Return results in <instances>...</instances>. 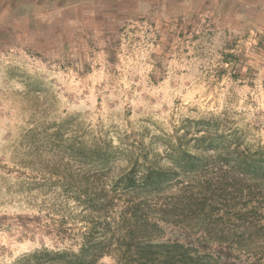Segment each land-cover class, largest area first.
Masks as SVG:
<instances>
[{
    "label": "rangeland",
    "instance_id": "1",
    "mask_svg": "<svg viewBox=\"0 0 264 264\" xmlns=\"http://www.w3.org/2000/svg\"><path fill=\"white\" fill-rule=\"evenodd\" d=\"M158 171L146 206L209 219L167 239L264 264V0H0V264H47L88 186L118 216Z\"/></svg>",
    "mask_w": 264,
    "mask_h": 264
},
{
    "label": "trees",
    "instance_id": "2",
    "mask_svg": "<svg viewBox=\"0 0 264 264\" xmlns=\"http://www.w3.org/2000/svg\"><path fill=\"white\" fill-rule=\"evenodd\" d=\"M162 174L158 171L155 176L148 173L140 180L130 176L121 180L119 187L123 195L120 194L119 199L123 198L126 205L118 216L107 213L114 195L110 196L111 192L105 189L101 194L91 191L88 186L81 198L90 212L87 215L89 226L82 241L72 246L76 249L64 245L55 250L43 249L32 254L33 259L38 262L44 259L47 264H99L103 258L114 256L120 264H205L197 246L178 237L167 239L166 235L170 225H184L181 218L209 225L208 217L168 214L166 206L148 207L143 200L161 189ZM185 209L205 212L195 203L193 195ZM220 260L224 258L217 254L210 264H219Z\"/></svg>",
    "mask_w": 264,
    "mask_h": 264
}]
</instances>
